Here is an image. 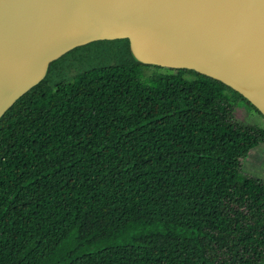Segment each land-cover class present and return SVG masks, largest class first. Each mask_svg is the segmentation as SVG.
<instances>
[{
	"label": "trees",
	"instance_id": "1",
	"mask_svg": "<svg viewBox=\"0 0 264 264\" xmlns=\"http://www.w3.org/2000/svg\"><path fill=\"white\" fill-rule=\"evenodd\" d=\"M120 43L68 80L53 63L0 120V264H264V181L244 171L264 127L239 117L260 113L194 71L147 76Z\"/></svg>",
	"mask_w": 264,
	"mask_h": 264
},
{
	"label": "water",
	"instance_id": "2",
	"mask_svg": "<svg viewBox=\"0 0 264 264\" xmlns=\"http://www.w3.org/2000/svg\"><path fill=\"white\" fill-rule=\"evenodd\" d=\"M124 40L136 64L220 81L264 118V0H0V120L53 63Z\"/></svg>",
	"mask_w": 264,
	"mask_h": 264
},
{
	"label": "rangeland",
	"instance_id": "3",
	"mask_svg": "<svg viewBox=\"0 0 264 264\" xmlns=\"http://www.w3.org/2000/svg\"><path fill=\"white\" fill-rule=\"evenodd\" d=\"M118 46L117 42L112 43ZM102 45V44H101ZM109 46V45H108ZM101 49L107 47L102 45ZM102 53L99 51H80L74 54L73 57L68 58L63 64L64 75L62 79L68 80L70 77L87 70L88 68L95 67L103 64H113L115 60H112L113 56L111 53ZM155 72H166L169 73V69L163 70L158 68H147L144 70L145 75H152ZM239 113L240 120L242 122L264 127V118L257 112L252 111L246 113L244 109ZM244 171L260 180L264 181V145L253 149L247 157L244 164Z\"/></svg>",
	"mask_w": 264,
	"mask_h": 264
},
{
	"label": "flooded vegetation",
	"instance_id": "4",
	"mask_svg": "<svg viewBox=\"0 0 264 264\" xmlns=\"http://www.w3.org/2000/svg\"><path fill=\"white\" fill-rule=\"evenodd\" d=\"M115 42H117L118 46H116L115 44H112V43H115ZM101 44L102 45H107V47H104V49H101V48H103V47H100V46H102ZM90 49H91V51H99V52H102V53H106L105 55H107L108 53H111L112 56H113L112 60H115V63L124 56V50H122V46H121L120 41L93 43L91 45H88L87 47H83V49H81V50L77 49V50H75L76 52L73 51V52H75V53H73V55L78 53V52H80V51H88ZM57 70L59 71V74L61 72V74H62L61 77L65 78V77H63L64 69L62 68V64H59L57 66Z\"/></svg>",
	"mask_w": 264,
	"mask_h": 264
}]
</instances>
